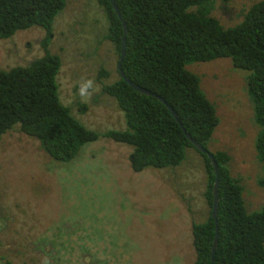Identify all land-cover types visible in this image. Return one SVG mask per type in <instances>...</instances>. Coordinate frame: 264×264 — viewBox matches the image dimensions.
Returning a JSON list of instances; mask_svg holds the SVG:
<instances>
[{
	"label": "rangeland",
	"instance_id": "374dc122",
	"mask_svg": "<svg viewBox=\"0 0 264 264\" xmlns=\"http://www.w3.org/2000/svg\"><path fill=\"white\" fill-rule=\"evenodd\" d=\"M235 1L213 11L225 26L242 21L260 0ZM108 25L98 0H69L51 33L34 25L0 39V70L27 66L47 51L59 54L61 101L73 106L79 96L96 124L88 126L84 121L91 118L71 112L88 128L124 130L125 112L109 104L98 81L103 65L110 81L118 76L117 50L105 39ZM192 64L217 108L209 149L230 155L228 168L242 187L246 211H259L264 158L257 141L264 126L255 119L249 71L222 57ZM82 87L90 95L82 96ZM103 140L86 143L77 157L59 164L20 123L1 136L0 264H194L192 224L204 221L211 209L205 158L191 146L176 167L136 171L133 146Z\"/></svg>",
	"mask_w": 264,
	"mask_h": 264
},
{
	"label": "trees",
	"instance_id": "16d2710c",
	"mask_svg": "<svg viewBox=\"0 0 264 264\" xmlns=\"http://www.w3.org/2000/svg\"><path fill=\"white\" fill-rule=\"evenodd\" d=\"M68 2L0 0V39L34 25L51 33L55 17ZM116 2L128 28L123 71L137 84L163 96L177 112L183 127L161 100L135 90L125 81L117 64L116 79L109 80L110 74L103 65L98 81L109 104L125 112L126 129L101 133L88 128L76 115L91 118L87 114L89 106L79 96L73 106L61 101L57 77L63 61L59 54L47 51L27 66L0 70V138L20 123L23 132L36 137L41 149L62 164L77 157L83 145L103 136L102 142L111 139L133 146V170L176 167L185 161L188 147L196 148L186 134L190 133L210 150L219 124L217 108L190 65L221 57L230 58L236 67L249 71L248 90L255 104V119L264 126V0L249 6L244 19L234 26L222 24L213 11L228 9L237 4L235 0ZM98 3L109 21L105 39L115 45L119 63L122 21L111 0ZM84 122L91 127L96 124L92 118L90 123ZM257 149L264 158V130ZM196 150L205 158V196L211 209L204 221L192 225L194 264H210L217 225L212 214L216 175L209 156ZM212 153L220 174L219 242L214 264H264V208L253 213L246 211L242 187L228 168L230 155L223 150Z\"/></svg>",
	"mask_w": 264,
	"mask_h": 264
},
{
	"label": "water",
	"instance_id": "95a60500",
	"mask_svg": "<svg viewBox=\"0 0 264 264\" xmlns=\"http://www.w3.org/2000/svg\"><path fill=\"white\" fill-rule=\"evenodd\" d=\"M111 3L113 5L118 17L122 21L123 30H124V35L122 37L121 59L119 60V63H118V69H119L121 77L125 81H127L135 90H137V91H139V92H141L143 94L156 97L159 100H161L165 105L168 106V108L170 109V111L172 112L174 117L177 119V121H179L180 125L183 127L182 123L179 120L177 112L175 111V109L171 105L168 104V102L166 101V99L163 96H161L157 92L151 91L150 89L145 88V87L137 84L136 82L131 80L125 74V72L123 71V69H122V60L124 59L125 54H126V35L128 34V28H127V23H126L125 19H123V17H122V14L120 12V8H119L116 0H111ZM184 131H185V129H184ZM186 135H187V138L193 143V145L198 150H200L201 152H203V153H205V154H207L209 156L210 161L212 163V166L214 168V173L216 175V179H215V183H214V187H213V208H212V214H213V217L215 218V221L217 223V225H216V234H215V238H214V244H213V247H212V255H211V264H214L215 254H216V251H217V248H218V242H219V225H218V219H217L218 208H219V196H218V194H219L218 187H219V180H220L219 179V176H220V174H219V165H218V162H217V160H216V158H215L213 153H211L202 143H200L197 139H195L190 133H187Z\"/></svg>",
	"mask_w": 264,
	"mask_h": 264
},
{
	"label": "clouds",
	"instance_id": "9594fccd",
	"mask_svg": "<svg viewBox=\"0 0 264 264\" xmlns=\"http://www.w3.org/2000/svg\"><path fill=\"white\" fill-rule=\"evenodd\" d=\"M92 86V82L91 81H89L88 82V84H87V87H91ZM87 87H82L81 88V90H80V93H81V95L82 96H84V95H90L88 92H87ZM218 114V113H217ZM211 153L212 152H214V151H211V150H209ZM215 156V155H214ZM216 158V157H215ZM231 158V157H230ZM212 164V163H211ZM228 164H229V162H228ZM214 169V168H213ZM220 178V177H219ZM216 179V178H215ZM220 181V180H219ZM215 183V182H214ZM214 187V186H213ZM219 190V189H218ZM218 196H219V194H218ZM212 208H213V206H212ZM193 225V224H192ZM195 260H196V257H195ZM215 261V260H214ZM194 263H195V261H194ZM211 264V263H210Z\"/></svg>",
	"mask_w": 264,
	"mask_h": 264
}]
</instances>
